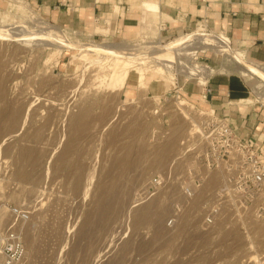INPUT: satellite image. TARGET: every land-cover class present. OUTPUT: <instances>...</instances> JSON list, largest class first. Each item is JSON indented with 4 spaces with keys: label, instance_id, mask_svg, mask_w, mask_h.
<instances>
[{
    "label": "rangeland",
    "instance_id": "rangeland-1",
    "mask_svg": "<svg viewBox=\"0 0 264 264\" xmlns=\"http://www.w3.org/2000/svg\"><path fill=\"white\" fill-rule=\"evenodd\" d=\"M154 16L143 18L136 34L120 33L107 19L73 28L44 19L30 0H0V33L28 34L0 37V75L6 78L0 93V201L28 210L19 222L26 251L15 264H264V198L243 201L220 190L224 169L201 159L200 121L211 112L203 94L208 77L218 72L206 63L225 58L232 68L234 60L218 52L224 40L205 20L164 36ZM200 25L213 32L191 33ZM38 35H47L50 44L36 43ZM203 35L219 37L217 51L206 47L190 60L196 43H208ZM99 47L152 48L145 59L150 67L129 68L121 87L112 88L100 82L116 53ZM189 62L197 68L189 70ZM164 63L165 72L153 66ZM202 70L209 74L205 83ZM197 72L198 81L191 75ZM230 72L246 82L248 99H264L252 87L260 77ZM193 85L194 91L186 90ZM84 108L94 118L104 109L109 114L103 122L71 120ZM111 130L116 134L109 139ZM68 140L64 158L57 157ZM121 146L126 150L116 166L112 159ZM106 195L113 204L95 226V210ZM150 202L151 218L135 220L137 209ZM87 213L90 222L82 228ZM158 223L161 232L154 236ZM30 234L32 245L26 242Z\"/></svg>",
    "mask_w": 264,
    "mask_h": 264
},
{
    "label": "crops",
    "instance_id": "crops-1",
    "mask_svg": "<svg viewBox=\"0 0 264 264\" xmlns=\"http://www.w3.org/2000/svg\"><path fill=\"white\" fill-rule=\"evenodd\" d=\"M30 2L41 17L51 23L86 28L96 21L105 23L107 19L108 25L120 33L128 30L136 34L144 21L143 18L147 19L153 14H155L153 20L162 24L161 33L164 36L186 30L199 19L205 20L208 25L224 35L217 33L225 41L223 57L229 55L235 61L232 62L226 57L234 64L232 68L225 58L222 64L206 63L213 68V72L218 71L209 76L202 70L200 80L202 83H205L209 76L210 91L206 100L217 115L228 117L240 135L252 138L264 158V102L257 101L256 97L248 99L246 82L237 74L230 72L233 70L247 77L253 75L260 77L262 80L252 87L254 92L256 90L264 92V89L260 91L264 85V0H30ZM194 31L198 30L193 28L191 33ZM207 42L200 45L198 43L196 51L206 47L217 51L211 40L208 39ZM182 86H185V82ZM186 90L194 91L195 86Z\"/></svg>",
    "mask_w": 264,
    "mask_h": 264
},
{
    "label": "built area",
    "instance_id": "built-area-1",
    "mask_svg": "<svg viewBox=\"0 0 264 264\" xmlns=\"http://www.w3.org/2000/svg\"><path fill=\"white\" fill-rule=\"evenodd\" d=\"M197 54L195 53L193 57L189 56V59H196ZM194 61L198 62V60ZM191 75H195L198 81V72ZM191 75L185 74V77ZM209 91L210 89L206 88L203 95L206 96ZM255 97L264 102V99L258 95ZM200 127L201 137L205 142L201 159L207 167L220 166L225 171V179L220 190L236 192L243 201L256 197L264 198V158L253 139L240 135L227 116L217 115L213 109L210 114L202 118ZM27 215L28 210L25 205H16L6 200L0 201L2 264H15L24 255L19 222L26 219Z\"/></svg>",
    "mask_w": 264,
    "mask_h": 264
},
{
    "label": "bare ground",
    "instance_id": "bare-ground-1",
    "mask_svg": "<svg viewBox=\"0 0 264 264\" xmlns=\"http://www.w3.org/2000/svg\"><path fill=\"white\" fill-rule=\"evenodd\" d=\"M2 18H4V17H2ZM20 26H17V27H20ZM196 28H197L196 30L199 29V31H204V32H207V33L213 32V31H205V30H203L204 28L201 27V25L199 27H196ZM214 33L222 34L221 32H214ZM24 35H28V34H24L23 30H17V29H9L6 32L3 31V32L0 33V37L3 40H10V39H13V38L22 37ZM33 38L37 40V41H35L36 43L48 42L46 44H50L49 43V38H48L47 35H44V36H39L38 35V36H34ZM201 38H202V36H201ZM205 38L214 41V45L216 47H218L217 46V42L220 40V39H218L219 37L217 38L216 36L214 37V35H212V36L207 35L206 37L204 36L203 39H205ZM224 43H225V41H223L222 45ZM57 46H55V47H57ZM168 46H170V45H168ZM73 47H75V46H73ZM99 48H100V50L113 51V52L116 53L114 56L111 57V60L109 62L110 63L109 64L110 65L109 71L106 72L105 75H103L104 79L100 82V83H103V81H104V82H106V84L108 86H110L112 88L121 87V85L125 81V78L127 76L129 68L135 67V69L137 71L140 70V71L145 72V69H146L145 67H150L148 65L149 60H145V59L150 58V56H148V55L153 54L152 51H151L152 50L151 47H150L151 49L147 50L145 53H142V52L137 51V50H130V49H125V48H121V47H99ZM159 48L162 50V48H165V47L159 46ZM195 48H197V43L194 45V48H192L193 51L195 50ZM222 49H224L223 46L220 48V51L218 50V52L222 53V51H221ZM156 51H157V49H156ZM133 59H135V60L141 59L142 60V63H138L139 68H137V65H131V63L133 62ZM106 65H107V63H106ZM153 66H155V68H158V69L162 70L163 72H165V71H168L169 64L164 63L163 65H158V67L156 65H153ZM187 66H188V69L191 70V71L193 70V67L197 68V64H193V63H190V62L187 63ZM151 67H152V65H151ZM105 68H107V67H105ZM167 75H168V73L166 74V76ZM142 81H143V79H142ZM5 82H6V78L4 76L0 75V93L4 91ZM100 86H101V84H100ZM184 103H185L184 98L183 97H179L178 98V104L183 106V105H185ZM20 110H21V108L18 109V113L20 112ZM107 113H108V109H104L102 112L99 113V115H96L95 118H94V116H92L90 110L88 108H84L76 116H74L73 119H71V120H73V121L90 120L91 122L93 120H96L98 122H100V121L103 122V121L106 120ZM80 124H81V127H85L86 126V122H82ZM115 134H116V131L115 130H111L108 133L107 137L109 139H112V138H114ZM69 142H70V140H68L64 144L62 149L57 153V157L64 158V155L66 153V148L68 147ZM125 150H126V147H124V146H121L119 148V150L113 156V159H112L113 164L118 166V165H120V163H122ZM77 179H79V178L77 177ZM12 193H16V191L12 190ZM106 196H107L106 198L105 197L102 198V200L100 201L99 205L97 206V208L95 210V214H96V217H95V220H94V225L95 226H98V225H100L101 223L104 222V220L106 218L107 207L110 206V204H113V200H112L113 196H110V195H106ZM151 207H152V202L148 203L147 205H145L142 208L137 209L136 214H135V217H136L135 220H140V219L141 220L142 219L148 220L149 218H151V214H147V212H149ZM90 218H91L90 214L87 213L85 215L84 219H82V222H83L82 225L80 224L82 228L84 227V225H86L88 222H90ZM161 226L162 225H160L159 223L156 224V226L154 227L155 228L154 229V236H157L161 232ZM22 234H23V232H22ZM26 242H27L28 245H32L33 244V236H32V234L26 236ZM124 243L125 244H123L124 245L123 247L125 248V247L128 246V243L127 242H124ZM123 252H124V250H123Z\"/></svg>",
    "mask_w": 264,
    "mask_h": 264
}]
</instances>
